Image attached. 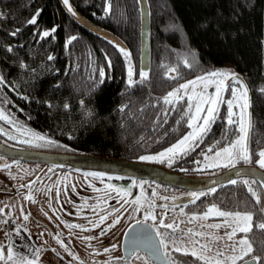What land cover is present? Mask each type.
I'll return each mask as SVG.
<instances>
[{
  "label": "trees",
  "instance_id": "1",
  "mask_svg": "<svg viewBox=\"0 0 264 264\" xmlns=\"http://www.w3.org/2000/svg\"><path fill=\"white\" fill-rule=\"evenodd\" d=\"M148 2L152 61L150 69L143 71L148 73L147 79L141 82L138 0H69L82 16L119 36L126 48L85 30L60 0H0V72L4 78L0 90L4 108L55 142L28 144L126 159L158 152L189 129L184 121L176 123L187 110L183 101L167 105L163 97L176 88L178 80L228 65L233 73L242 74L250 87L249 152L251 162L257 161L258 153L264 150V0ZM109 3L111 11L106 13ZM37 12V23L29 24ZM54 27L55 33L41 38L44 31ZM72 36L77 39L69 44ZM120 48L131 54L136 82L132 87L127 83L129 60ZM185 59L192 63L191 68L185 67ZM169 69L176 71L170 73ZM101 70L103 77L99 75ZM130 110L133 116L128 114ZM226 116L222 104L211 132L198 149L191 151L187 166L190 173L204 172L192 162L205 156V150L216 141L220 144L214 149L239 134L238 125L229 126ZM0 139L9 140L1 132ZM236 180V185L222 184L208 195L228 209L244 205L261 212L263 185L254 178ZM243 180L250 182L260 197L259 204Z\"/></svg>",
  "mask_w": 264,
  "mask_h": 264
},
{
  "label": "snow or ice",
  "instance_id": "2",
  "mask_svg": "<svg viewBox=\"0 0 264 264\" xmlns=\"http://www.w3.org/2000/svg\"><path fill=\"white\" fill-rule=\"evenodd\" d=\"M63 3L67 6L68 11L71 12L73 16H75L76 13L69 4V0H63ZM110 11L111 4L109 3L108 7L105 9V12L108 13ZM38 16L39 12H37L36 15L28 21V23L35 25L37 23ZM55 32V27L51 30L44 31L41 38L49 37ZM13 35H15V33H13ZM76 39V36H72L69 38L68 43L71 44L72 41ZM7 50L9 52L12 51L11 48H8ZM120 52L123 53L125 58L129 60L127 83L129 87H132L136 82L133 80V71L130 63L131 54L123 48H120ZM192 56L194 57L195 54L193 53ZM49 59L51 60L52 57H49ZM184 65L185 67L189 68L193 66L192 63H190L187 59H185ZM175 71V69H169L170 73ZM99 75L100 77H103L104 71L101 70ZM139 75L141 82H143V80L147 79L148 77V73L143 71ZM169 78L175 79L176 77L169 75ZM226 80L229 81L228 84H226ZM3 83L4 78L3 76H0V84ZM101 83H103V80H101ZM233 83L238 85V87H231ZM209 86H214V94H207L206 90ZM198 87L199 91H197ZM228 88H231L232 98L225 101L223 99L222 93ZM261 91L264 92V89H261ZM185 98L187 110L182 112L180 119L177 120L176 123L180 124L181 121H184L191 131L186 135H183L181 139H179L175 144L167 148L165 151L160 152L155 156H141L139 159L158 163L167 162L168 165L171 166L174 162V157L177 154H187L189 150H194L195 146H198L199 143L203 142L204 138L211 132L212 125L216 122L219 116L220 105L226 103L227 124L229 126L237 124L240 135L237 137V139L228 143L227 146H224L215 152V158L211 166H222L224 168L234 167L235 164L240 160L244 161L245 163H251V155L248 148V137L252 127L251 113L248 110L251 105L250 99L248 97V89L243 84L240 77H238L233 72L223 70L207 72L196 77L194 80L180 84L177 88L168 92L163 97V103L175 106L179 104L181 100H185ZM65 107H67V105H65ZM234 107H238L240 109L238 120L233 119V117L237 115L233 111ZM0 120H4L8 123H14V121L4 113L3 109H0ZM0 132H3V130L0 129ZM22 134L31 136L35 141H43L46 144L55 143L54 141L47 139L45 136L32 132L27 128H23ZM9 138L15 139V137L11 136ZM22 142L31 143L32 141L24 140ZM219 144L220 141H216L213 146L209 147L208 151H213V148ZM36 146L42 145L37 144ZM258 157L259 159L256 161V163L261 169H264V150L258 153ZM221 158L225 161V163L222 165L217 163V161ZM206 159L208 158L206 157ZM5 167L9 166L5 165ZM254 182L255 181H253V183ZM229 183L236 185L238 181L230 180ZM242 183L248 186L247 191L256 198V203L259 204L261 202L260 197L250 186V182L248 180H243ZM108 187L116 191L117 195H121L122 192H124L125 196L129 194V192H126L125 190H116L111 185ZM133 187H135V182L133 183ZM211 191L215 192V189H212ZM153 196H155V193H153ZM192 196L194 197L193 202H195V199L199 198V195L196 193H192ZM121 198L124 199L123 196ZM25 199L35 202L31 195H27ZM124 203L133 204L136 211H139V209L143 207L140 196L136 197L135 200L132 201L124 199ZM114 211L118 212L119 209H115ZM0 212H2V210H0ZM261 212L264 213V208L261 209ZM181 213L183 214V209H181ZM213 216L223 218L222 224H200L198 225L200 229H207L208 231H194L193 229H188L186 232L181 231V235L177 236L173 235L178 229L176 222L173 221L172 223L166 224L164 219L161 218L157 223V216L153 211L152 204L149 202L148 208L144 211L143 219L136 221L138 232L137 236L133 237V244L139 245V247L146 249L148 258L137 255L136 259H143L144 264H151L150 258L166 260L167 264H177V261L170 257L169 245H171L172 251L180 252L184 255H191L196 260L202 261L203 264H241V262L242 264H261L262 257L253 255L254 248L248 238V234L253 231V213L251 211L222 210L217 205L212 204L207 207V210L203 212L202 215H193L190 217L189 223H191L193 220L206 221ZM107 218V215L100 216L99 221L94 223V227H99L100 223H103L105 220H107ZM24 219L27 220L28 215H25ZM120 219L121 217L116 216L112 224L109 225V229L119 224ZM150 220L153 221V223L149 224L148 222ZM3 223L7 224L8 220H4ZM89 223L93 222L89 221ZM73 226L82 227L80 225H70L69 227ZM221 227H225L226 229L225 235L223 237L216 234L217 230ZM256 227L264 231V221H261L256 225ZM161 229H172V233L162 232ZM82 230L86 231L88 229L83 228ZM107 230L108 229H105L104 231ZM133 231L137 230L134 229ZM238 233H242L244 235L239 239H236L235 237ZM17 234H19V229H17ZM101 234H103V232ZM41 235L43 234L41 233ZM125 235H128V233ZM181 236H187V241L181 239ZM196 237H200V239H196ZM92 238L93 237H87L89 240ZM219 240H225L227 254H225V251L219 247H216L215 251H213V246H215ZM228 241H231V244H228ZM57 242L62 247H65V250H67L66 246L63 244V241L59 240L58 237ZM113 248H115V245H113ZM39 251L40 249H32V255L29 256L16 251L11 243L7 246L6 251L5 246L0 245V264H38ZM108 251L110 250L106 248L105 252Z\"/></svg>",
  "mask_w": 264,
  "mask_h": 264
},
{
  "label": "rangeland",
  "instance_id": "3",
  "mask_svg": "<svg viewBox=\"0 0 264 264\" xmlns=\"http://www.w3.org/2000/svg\"><path fill=\"white\" fill-rule=\"evenodd\" d=\"M216 70L232 72L233 69L228 65L212 68L185 80H178L176 88L180 84L194 80L196 77L207 72ZM227 81L228 80H226V84ZM1 87L2 84H0V89ZM231 87H238V85L233 83ZM197 91H199V87ZM206 91L207 94H214L215 88L214 86H209ZM222 96L225 101L231 99V88L224 91ZM2 101L0 90V109H3L4 113L14 121V123H8L4 120H1L2 123L0 122V129L3 130L1 133L6 138L10 136L15 137V139L12 140L17 144H27L22 142L24 140L32 141L31 143L35 144V140H33L31 136L22 134L23 128L30 129L32 132L44 136V133L36 131L33 126L23 119L9 113L6 108H4ZM182 101L187 107L186 98ZM224 104L227 112V104ZM221 107L222 104L219 107V112ZM233 111L237 114L233 119L238 120L240 109L234 107ZM128 114L133 116V111L130 110ZM218 126L220 127V125ZM190 131L191 129H188L183 135H186ZM239 135L240 133L233 139H237ZM182 136L178 137L169 146L158 152L142 154L141 156H155L171 147L181 139ZM224 145L225 144L215 149L213 148L214 150L211 152H209L208 149L205 150L204 153L206 155L195 159L196 163L194 161L192 163L196 164L198 169L214 167L211 165L215 158V152L224 147ZM227 145L228 144L225 146ZM206 157L208 159H206ZM180 158H182V154H177L174 160ZM4 160V163H0V210H2V212H0V225L4 219L8 220L5 218V214L8 211L11 217H15L19 221L20 229L26 231L29 229L30 234L39 244L47 248H57V250H60L61 252L58 256L61 258L63 264H71L70 261H66L65 257L73 258L74 264H104L101 262L111 260L113 256H117L120 252V241L129 223L134 219L142 220L144 211L147 209L146 204H148V198L146 197V188L143 186L142 181H137L135 178L128 182L119 183L118 180L113 179V175H104L99 172L84 171L68 167L55 168L42 161H25L12 157H5ZM189 160L191 161V158L187 160L188 165ZM217 163L221 165L225 163V161L221 158ZM160 164L169 167L167 162ZM5 165L9 167H5ZM134 182L135 187H133ZM109 185L113 186L116 190H125L129 192V194L125 196L124 192H122L121 195H117L116 191L108 187ZM163 192L164 188L157 186V189H155V196H153L152 199H164V196L161 194ZM27 195H31L35 202L25 199ZM122 196L128 201L135 200L136 197L140 196L143 207H141L139 211H136L133 204L124 203V199L121 198ZM114 201L116 202L115 205ZM221 204L222 203L217 200L216 205L219 208H221ZM156 205L157 204H154L153 211L157 216L156 222L158 223L159 220L163 218L165 210L161 206L156 207ZM210 205H212V203H209L207 207ZM98 207L101 209L100 211H98ZM115 209H119V211L116 212L114 211ZM245 210L251 211L253 216L257 212L255 210H249L247 207ZM101 211H103L104 214H100L107 215L108 218L97 228V231L108 230L105 231V234L100 238V243L94 245L92 241L82 240L81 238L83 237L82 234H87L96 229H89L91 227H88L85 222L91 221V219ZM25 215H28L27 220L24 219ZM116 216L121 217L120 223L109 229V225L112 224ZM70 225H80L82 227H69ZM83 228H87L88 230H82ZM0 230H4L3 227H0ZM97 231H94V234L97 233ZM41 233L43 235H41ZM57 237L59 240L63 241L67 250L57 242ZM253 239L252 237V240ZM113 245H115V248H113ZM106 248L110 251L105 252Z\"/></svg>",
  "mask_w": 264,
  "mask_h": 264
},
{
  "label": "water",
  "instance_id": "4",
  "mask_svg": "<svg viewBox=\"0 0 264 264\" xmlns=\"http://www.w3.org/2000/svg\"><path fill=\"white\" fill-rule=\"evenodd\" d=\"M68 12V14L78 22L88 32L102 37L106 40L118 43L121 47L126 48V45L108 29L92 22L88 18L78 13L72 6L75 16L68 11L67 6L60 0ZM140 17H141V46H140V69L148 71L152 61V35H151V19L150 6L148 0H138ZM133 69V67H132ZM133 71V70H132ZM242 80L243 84L248 89V97L250 99V87L240 73H235ZM229 81H227V84ZM251 105V100H250ZM251 113L252 123V106L249 110ZM250 136L248 137V148L250 150ZM5 157L17 158L25 161H42L55 168L68 167L72 169H81L84 171H93L103 173L104 175H113V178H137L147 179L160 182L163 184L180 187L194 191H204L215 188L219 185L229 182L230 180L248 177L258 180L264 187V169L258 165L250 163H236L234 167H229L224 170L211 174H186L158 162L143 161L140 159H126L110 157L98 154H92L82 151H51L49 149L36 148L30 145L17 144L5 139H0V163H4ZM136 229L137 231H133ZM138 226L136 221L132 223L126 230L123 238L124 260H128L131 254L136 249H146L133 244V237L137 236ZM154 235V233H153ZM158 264H167L166 260H157ZM242 264V263H241Z\"/></svg>",
  "mask_w": 264,
  "mask_h": 264
},
{
  "label": "flooded vegetation",
  "instance_id": "5",
  "mask_svg": "<svg viewBox=\"0 0 264 264\" xmlns=\"http://www.w3.org/2000/svg\"><path fill=\"white\" fill-rule=\"evenodd\" d=\"M228 143H230V142H227L226 144H228ZM199 144H198V146L194 147V150L198 149L202 143H199ZM194 150H189L187 152V154H184V156L182 158L175 159L174 162L172 163V165L169 167L171 169H174V170L182 172V173L192 174L188 170L187 166H190V165L187 164V160H188V158H190V156ZM189 162H191V161L189 160ZM237 163L242 164L245 162L240 160ZM251 163H254V162H251ZM255 163H256V161H255ZM256 165H258V164L256 163ZM224 169H226V168H224L222 166L211 167V168L207 167L206 169H204V172H202V173L211 174V173H214L216 171L218 172V171H221ZM213 170H216V171L212 172ZM207 172H211V173H207ZM241 178H248V177H241ZM138 180L143 182V186L146 188V191H147L146 197L148 198V204H146V208H148L149 202L152 204V206H154V204H157L156 207H159V206L163 207V209L165 210V214L163 216L164 222L167 224V223H172L173 221H175L176 224L178 225L177 232L174 233L173 235L180 236L181 231L186 232L188 229H193L194 231H208L207 229H200L198 227V225H200V224H209V223L222 224L223 218L215 217V216L210 217L206 221L193 220L191 223H189V218L192 217L193 215H196V216L202 215L203 212H205V210H207L206 208H207V205L209 203L216 205V202L218 199L215 197L209 196L208 193L211 194L213 192L211 190L212 189L216 190L217 187H219L220 185L215 187V188H211V189L204 190V191H194V190L175 187V186H171V185H167V184H163L160 182L151 181V180H147V179H137V181ZM234 180H236V179H234ZM118 181H119V183L122 182L119 179H118ZM227 183H229V182H227ZM224 184H226V183H224ZM137 185H139V184H137ZM157 186H161L164 188V192L161 193L164 196V199H158V200L152 199L153 193H155V189H157ZM192 193H196L199 195V198L195 199V202H193L194 197L192 196ZM115 204H116V202L114 201V205ZM97 209H99V207ZM181 209H183V214L181 213ZM221 209L222 210H232V209L225 208L222 205H221ZM245 209H246V207L243 205L240 207V209L232 210V211H246ZM100 210L101 209H99L98 211H100ZM100 213L104 214L103 211L98 212L96 214V216L91 219V221L93 223H89L87 221L85 222V224H87L88 227H91L89 229H95L96 228L94 231L98 230L97 229L98 227H94V223L99 221L100 216H102ZM95 218H97V219H95ZM135 221H137V220L134 219L131 223H129L127 228L132 223H134ZM261 221H264V213L256 212V214H254L253 231L248 234V238L251 241L253 248H254L253 255L261 256L262 257L261 264H264V231H262L256 227V225L259 224ZM148 223L151 224V223H153V221L150 220ZM101 224L102 223H100V225ZM127 228L125 229V232H126ZM94 231L89 232L87 234H83V237L81 239L82 240H89V239H87V237H93L92 239H90V241H92V243H94V245L99 244L101 241L100 238L102 237L103 234H105V231L100 230V232L97 231V233H95V234H94ZM161 231L167 232V233H172V229H161ZM225 231H226L225 227H221L220 229L217 230L216 234L223 237L225 235ZM102 232H103V234H101ZM125 232H124L123 237L120 241L121 245H120L119 254L115 257L113 256L111 260L102 261L101 263H104V264H125V263L126 264H144L143 259H136L137 255H139L141 257L148 258L147 252L142 250V249L134 250L133 253L131 254V257L128 260H124L125 256H124V252H123V238H124ZM243 235L244 234H242V233H238L235 238L239 239ZM252 237L254 238L253 240H252ZM181 239L187 241L188 237L187 236H181ZM196 239H200V237H196ZM202 242H205V241H202ZM228 244H231V241H228ZM189 247H190V245H189ZM216 247L223 249L225 251V254H227V249L225 248V240H219L217 242V244L215 246H213V251H215ZM169 253H170V257L173 260L177 261V264H203L202 261L196 260L191 255H184L180 252L172 251L171 245H169ZM150 259H151V264H158L153 258H150Z\"/></svg>",
  "mask_w": 264,
  "mask_h": 264
},
{
  "label": "crops",
  "instance_id": "6",
  "mask_svg": "<svg viewBox=\"0 0 264 264\" xmlns=\"http://www.w3.org/2000/svg\"><path fill=\"white\" fill-rule=\"evenodd\" d=\"M5 218L9 220V223L5 224L2 221V224L0 225V227H3L4 229L0 230V240H2L0 241V245L5 246V251L10 243L14 246V249L16 251L27 254L29 256L32 255V249H40L38 264H63L61 258L58 256L61 252L60 250H57V248H47L39 244L32 237L29 229H27V231L20 229L19 221L15 217H11L8 214V211L5 214ZM17 229H19V234H17ZM110 253L113 254L112 252ZM65 259L66 261H70L71 264H74L73 258L65 257Z\"/></svg>",
  "mask_w": 264,
  "mask_h": 264
},
{
  "label": "bare ground",
  "instance_id": "7",
  "mask_svg": "<svg viewBox=\"0 0 264 264\" xmlns=\"http://www.w3.org/2000/svg\"><path fill=\"white\" fill-rule=\"evenodd\" d=\"M51 151L65 152V151H67V150H63V149L54 148V149H51ZM250 164H254V165H256V163H255V162H254V163H250ZM69 229H70V228H69Z\"/></svg>",
  "mask_w": 264,
  "mask_h": 264
}]
</instances>
